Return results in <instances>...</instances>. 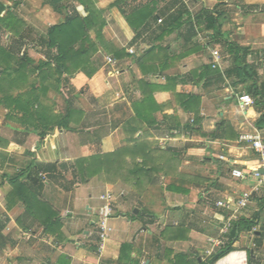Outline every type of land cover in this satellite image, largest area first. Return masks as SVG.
<instances>
[{
  "label": "crops",
  "instance_id": "1",
  "mask_svg": "<svg viewBox=\"0 0 264 264\" xmlns=\"http://www.w3.org/2000/svg\"><path fill=\"white\" fill-rule=\"evenodd\" d=\"M82 1L105 26L75 43V52L89 50L87 61L69 64L73 73L60 77L55 64L41 69L37 60L57 55L46 45L48 31L65 21L72 0L61 12L45 0H0V55L11 56L0 57V264H203L227 216L217 203L250 190L240 218L256 226L239 235L230 254L240 253L242 264H264V183L255 176L264 171L239 140L255 129L264 134L257 125L262 110L241 108L236 95L247 94L244 87L217 75L232 66L231 57L213 42L214 32L196 34L195 19L188 24L190 15L216 8L224 42L248 49L262 83L264 0ZM140 10L153 15L136 19ZM214 50L222 56L217 68ZM19 55L30 58L21 75ZM68 109L69 129H59ZM123 148L120 171L83 179L78 161ZM233 169L246 178L233 177ZM28 170L22 200L10 181ZM107 193L114 215L102 240ZM228 235L220 237L224 243Z\"/></svg>",
  "mask_w": 264,
  "mask_h": 264
},
{
  "label": "trees",
  "instance_id": "2",
  "mask_svg": "<svg viewBox=\"0 0 264 264\" xmlns=\"http://www.w3.org/2000/svg\"><path fill=\"white\" fill-rule=\"evenodd\" d=\"M63 1L65 0H45V3L52 7L55 11L61 12V4ZM72 2L74 3L72 6V11L67 13L65 21L61 24L51 26L48 31L49 38L46 42V45L50 49L57 48V55L51 57L52 60L50 62L41 63V69L47 66L50 68L52 66V63L55 64L58 75H60V77H63L64 74L73 73L69 64L82 65L85 61H87L86 58L88 56L89 50L86 47H83L75 52V43L77 41L83 42L85 40L83 37L85 36V32L87 30L97 27V25H99L101 29H103L105 26V21L103 20L104 18L99 12L91 11L82 0H72ZM78 7H81L80 11L78 10ZM82 7L84 9H82ZM1 10L3 9L1 8ZM187 13L188 11L179 13L178 17L175 19H182ZM152 15V10H140L134 15V17H136V19H149V17H152ZM220 17L221 15H219L216 8L212 10L204 8L200 10L199 13L195 15V17H191L190 15V21L188 22V24H194L192 23V19H195V24L192 25L193 31L198 30L199 32H214V35H212L213 42L223 45L224 54L226 56H230L232 60V66L228 70H226L223 75L218 72V77L220 79H226L230 81L229 84H231L233 88L244 87L245 92L254 100V104L262 110L261 117L258 120L257 125L259 128H264V82H260L257 68L247 62V57L249 55L248 49L240 46L237 43H232L229 41L224 42L225 35L222 32V26L219 21ZM195 33L197 34L196 31ZM22 41L23 40L21 36L19 43H21ZM1 52V58L7 60L11 57L10 55H6V51L2 50ZM117 55L119 56L120 53ZM19 56L21 57V62L19 64V72L21 75L23 70L28 67L29 59L27 56H25L24 58L21 55ZM7 72H9V70L4 69V73ZM88 76L91 77L92 73H88ZM189 99L193 98L189 97ZM186 103L187 102H185L184 104ZM16 105L19 107V109L24 110L26 108V112H30L28 109V107L30 106L26 102L17 100ZM72 114L73 113L70 109L66 111V114L60 119V122L58 121L59 129H69ZM40 136L45 137L46 132L41 133ZM214 136L215 138H217L216 134ZM134 147L136 152L142 151V146L140 143H137ZM126 152L127 148H123L107 155H98L89 159H81L80 161H78V165L83 179L86 177L91 178L102 173L109 174L112 171H120L122 169V159ZM147 167L148 165L145 164L143 169H137L138 171L136 170L134 172L136 173V175L144 171L146 172ZM33 171L36 177L41 174L40 167L36 169L33 168ZM27 174H29V176L32 175L29 170L23 171L10 181L11 184L15 186L14 193L22 200L24 199L23 192L25 186L22 184L21 179L24 178ZM255 226L256 220H249L244 218L238 219L233 223V226L228 235V241L224 244L223 247H221L210 257H208L207 261L203 264H216L219 260L229 255L231 252H233V243L239 238V235L242 232H252ZM1 230L2 229L0 226V238ZM181 258L183 257H179L178 259Z\"/></svg>",
  "mask_w": 264,
  "mask_h": 264
},
{
  "label": "built area",
  "instance_id": "3",
  "mask_svg": "<svg viewBox=\"0 0 264 264\" xmlns=\"http://www.w3.org/2000/svg\"><path fill=\"white\" fill-rule=\"evenodd\" d=\"M197 1H202V0H183L185 3H190V2H197ZM161 23L162 21L159 20ZM129 53L133 55L135 52L133 49L129 50ZM221 59L222 56L218 50L213 51V60L211 65L214 68L220 67L221 65ZM109 63H114V60L109 58L108 59ZM262 62H264V59H262ZM237 99L241 105L242 109H245L247 107H250L254 105V100L252 99L251 96L247 94H241V95H236ZM241 142H245L249 144L250 148L254 151V153L258 156L259 158V169L264 171V134L255 129L253 132L250 133H245L240 135ZM220 160H225V157L220 156ZM232 176L239 179L243 180L246 178V175L244 172L238 169H233L231 171ZM255 176L260 179L259 184L264 183V174L262 175L259 171L255 172ZM258 187H256L255 191L257 190ZM252 194L253 191H245L243 192L240 197L236 199H229L226 201H220L217 203V207L222 209L224 212L227 213L225 222L220 230V237H224L228 235L229 231L231 230L233 223L236 222L240 217L242 216L243 211L248 208V206L251 203L252 199ZM101 199L104 201V206L102 208V214H101V220L99 221V227L102 230L101 233V239L105 240L106 238V229H107V220L114 215V200L113 196L111 193H107L105 196H102ZM217 239H210L209 242L212 245V250L206 251L208 256H211L213 253H215L218 249L224 246V241L221 238Z\"/></svg>",
  "mask_w": 264,
  "mask_h": 264
},
{
  "label": "bare ground",
  "instance_id": "4",
  "mask_svg": "<svg viewBox=\"0 0 264 264\" xmlns=\"http://www.w3.org/2000/svg\"><path fill=\"white\" fill-rule=\"evenodd\" d=\"M241 257H243V256L240 253L234 252V253L230 254L227 258H225L223 261L220 260L221 262L219 264H228L231 262L232 263L236 262L237 264H242L243 262H242Z\"/></svg>",
  "mask_w": 264,
  "mask_h": 264
},
{
  "label": "rangeland",
  "instance_id": "5",
  "mask_svg": "<svg viewBox=\"0 0 264 264\" xmlns=\"http://www.w3.org/2000/svg\"><path fill=\"white\" fill-rule=\"evenodd\" d=\"M191 3H192V2H190L189 4H191ZM26 56H27V55H26ZM27 57H28V56H27ZM20 58H21V57L18 56V58H17V64H20V62H21ZM28 59H30V58L28 57ZM37 61H38V64H40V62H43V61H39V60H37ZM37 61H36V62H37ZM36 67H37V66H36ZM34 72H35L34 76H35V75H38V73H36L37 71L34 70ZM62 89H63V88H62ZM65 91H66V90H65ZM66 93H67V91H66ZM67 94H68V93H67ZM61 95H62V94H61ZM62 96H63V95H62ZM166 184L168 185V183H166Z\"/></svg>",
  "mask_w": 264,
  "mask_h": 264
}]
</instances>
